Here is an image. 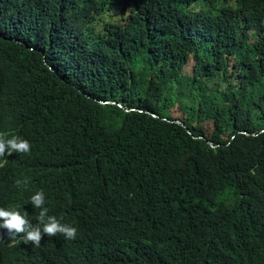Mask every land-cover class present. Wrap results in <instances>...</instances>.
Returning <instances> with one entry per match:
<instances>
[{"label": "trees", "instance_id": "16d2710c", "mask_svg": "<svg viewBox=\"0 0 264 264\" xmlns=\"http://www.w3.org/2000/svg\"><path fill=\"white\" fill-rule=\"evenodd\" d=\"M0 134V207L77 229L0 264H264V0H0Z\"/></svg>", "mask_w": 264, "mask_h": 264}, {"label": "clouds", "instance_id": "9594fccd", "mask_svg": "<svg viewBox=\"0 0 264 264\" xmlns=\"http://www.w3.org/2000/svg\"><path fill=\"white\" fill-rule=\"evenodd\" d=\"M30 143L28 140L14 135L5 137L0 134V166L6 161L2 159L13 152L28 153ZM19 183V182H18ZM33 207L39 209V223L33 225L19 210L17 206L0 207V229H6L8 235L15 238L17 234L23 233L20 237L24 242L31 241L34 246H39L42 234L48 236L61 233L67 240L76 238L77 229L66 223L59 222L54 216L47 215L48 208L45 207L43 190L36 191L29 198Z\"/></svg>", "mask_w": 264, "mask_h": 264}, {"label": "rangeland", "instance_id": "374dc122", "mask_svg": "<svg viewBox=\"0 0 264 264\" xmlns=\"http://www.w3.org/2000/svg\"><path fill=\"white\" fill-rule=\"evenodd\" d=\"M193 8L199 10L200 6L195 5ZM174 87L175 88H169L167 90V94L172 96L174 100L165 102V108L167 107L166 113L182 118L188 114V111L192 112L190 105L193 102V94L189 77L187 75L181 77L178 86L174 85ZM177 93L178 99L176 98ZM178 101L181 105V109L178 107H170Z\"/></svg>", "mask_w": 264, "mask_h": 264}, {"label": "water", "instance_id": "95a60500", "mask_svg": "<svg viewBox=\"0 0 264 264\" xmlns=\"http://www.w3.org/2000/svg\"><path fill=\"white\" fill-rule=\"evenodd\" d=\"M153 116H156V114L155 113H151ZM164 119H167V120H171V119H169V118H166V117H164ZM174 121L175 122H178V123H182L184 126H185V123L184 122H182V120L181 119H174ZM188 129V131L189 132H191V130L189 129V128H187ZM201 138H205L204 136H200ZM211 144H212V142L211 141H209Z\"/></svg>", "mask_w": 264, "mask_h": 264}]
</instances>
